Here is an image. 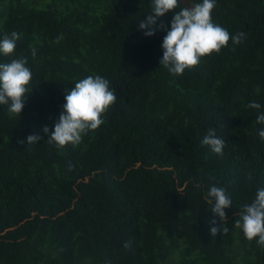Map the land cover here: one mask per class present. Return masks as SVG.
<instances>
[{
    "label": "trees",
    "instance_id": "1",
    "mask_svg": "<svg viewBox=\"0 0 264 264\" xmlns=\"http://www.w3.org/2000/svg\"><path fill=\"white\" fill-rule=\"evenodd\" d=\"M150 10V0H0V36L20 34L0 63L27 57L33 74L20 115L0 105V264H264V246L235 226L264 187V125L248 107L264 104V0H217L213 21L245 39L182 75L159 63L165 31L139 29ZM96 74L117 96L104 123L78 145L49 143L42 128L64 90ZM209 128L225 138L222 155L200 143ZM32 133L44 138L29 145ZM212 184L233 201L215 236Z\"/></svg>",
    "mask_w": 264,
    "mask_h": 264
},
{
    "label": "clouds",
    "instance_id": "2",
    "mask_svg": "<svg viewBox=\"0 0 264 264\" xmlns=\"http://www.w3.org/2000/svg\"><path fill=\"white\" fill-rule=\"evenodd\" d=\"M216 2L217 0H191L190 6L180 7L177 11L180 0H150L151 10L140 20L139 29L146 37L155 35L157 30L165 31L159 63L169 73L182 75L186 69L196 66L202 57L218 53L228 45L229 40L236 45L245 39L244 32L232 34L213 21L212 12ZM170 11L172 17L165 26L160 20ZM19 37L20 34L16 31L0 36V56L13 55ZM32 54L35 56V49ZM32 75L27 57H16L9 62L0 63V105H6L10 114L20 115L25 107ZM116 99V92L110 87V81L106 77L96 74L79 79L74 87L64 90L65 102L52 130L44 125L42 132L49 143H55L57 147L78 145L84 135L97 130L104 123L102 114ZM248 107L258 110L256 123L264 125V111H261L264 104L253 100ZM258 136L264 140V127L259 128ZM43 138L39 133H32L26 137V141L29 145H36ZM200 143L217 155L223 154L225 138L217 135L214 128L208 129ZM206 200L211 205L213 216L209 233L215 236L217 232H221V222L227 218L225 210L232 207L233 201L227 189L217 184L209 185ZM235 226L242 230L249 241L255 239L257 244L264 246V187H258L251 203L243 205ZM222 230L227 232L228 228L223 227ZM125 247H128L127 243Z\"/></svg>",
    "mask_w": 264,
    "mask_h": 264
}]
</instances>
